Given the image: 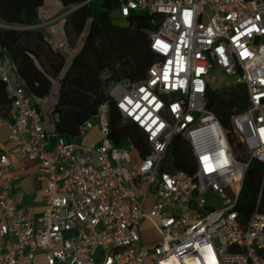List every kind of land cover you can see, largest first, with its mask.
<instances>
[{"label": "built area", "instance_id": "obj_1", "mask_svg": "<svg viewBox=\"0 0 264 264\" xmlns=\"http://www.w3.org/2000/svg\"><path fill=\"white\" fill-rule=\"evenodd\" d=\"M133 12L155 16L149 49L158 60L144 81L112 82L106 94L142 133L146 155L129 140L112 144L108 102L75 139L48 132L42 106L0 63L14 111L8 141L46 180L45 209L32 219L15 203L11 164L0 154V264H33L37 251L47 264H264V213L243 226L234 210L248 164L205 101L212 70L245 86L248 106L231 123L249 157L264 164V0H119L120 19ZM54 19L45 9L37 25L0 27L41 30ZM43 42L73 54L48 36ZM93 128L101 142L79 152L76 140ZM177 135L190 146L192 175L161 170ZM144 222L155 242L142 243Z\"/></svg>", "mask_w": 264, "mask_h": 264}, {"label": "trees", "instance_id": "obj_2", "mask_svg": "<svg viewBox=\"0 0 264 264\" xmlns=\"http://www.w3.org/2000/svg\"><path fill=\"white\" fill-rule=\"evenodd\" d=\"M64 8L78 7L65 17L72 20L81 31L86 22V32L80 48L73 55L69 68L59 80V99L55 113L58 120L55 133L75 139L78 128L94 118L99 106L108 102L110 141L124 146L129 140L142 154L148 153L140 130L124 121L106 94L112 82L140 83L147 77L149 68L158 60L149 49V36L156 26L154 15L133 12L118 26L119 0H59ZM43 0H0V21L8 27H29L39 23L38 9ZM44 30L11 29L0 27V49L14 66L16 75L23 81V88L32 100L47 97L51 79L64 67L58 51L43 42ZM228 88L212 90L208 83L206 105L226 130L236 158L248 164L244 174L238 202L234 210L246 226L252 214L264 213V164L250 158L244 144L234 133L231 119L245 111L248 96L243 84L235 79ZM36 105V104H34ZM11 100L0 82V117L9 116ZM162 171H183L194 174L191 149L188 142L177 135L173 137Z\"/></svg>", "mask_w": 264, "mask_h": 264}, {"label": "crops", "instance_id": "obj_3", "mask_svg": "<svg viewBox=\"0 0 264 264\" xmlns=\"http://www.w3.org/2000/svg\"><path fill=\"white\" fill-rule=\"evenodd\" d=\"M72 7L64 8L59 0H43V5L38 9V17L40 19L43 11L49 9L54 14V21L50 23L44 30L48 37L55 42H61L73 49V54L66 57L60 53L64 59V67L57 77L51 79L50 93L43 102L42 99L36 98L34 104L41 105L43 111V123L48 132L55 133V125L58 120V114L55 113V107L59 99L60 84L59 80L67 71L73 55L80 48L82 37L86 32V22L81 31L75 29L73 21L59 19L58 17L68 12ZM0 25L3 22L0 21ZM52 50L56 51L52 48ZM0 63L6 65L10 69L11 79L16 85L23 87V81L16 75L14 66L5 54L0 55ZM14 116L13 108H10L9 116L3 117L0 122V154H5L11 164L10 178L13 187V197L17 206L28 214L32 219L40 217L45 209L46 180L42 174L38 162L24 158L18 154L17 149L8 141L9 125ZM67 137V136H66ZM101 142V137L96 128L87 130L82 137L76 140V147L79 152H89L94 150ZM147 223L148 222H144ZM141 225V241L144 244L155 242L158 235L155 231H147L142 229ZM33 264H47L46 257L43 252L37 251L34 255Z\"/></svg>", "mask_w": 264, "mask_h": 264}, {"label": "rangeland", "instance_id": "obj_4", "mask_svg": "<svg viewBox=\"0 0 264 264\" xmlns=\"http://www.w3.org/2000/svg\"><path fill=\"white\" fill-rule=\"evenodd\" d=\"M140 13V12H137ZM114 23L118 26H124L126 24V22L120 18H116L114 20ZM209 85L210 88L212 90H218L221 87L222 88H228L230 87V83L233 82V80L235 79L234 77H229L227 75H224L223 73H221L219 70L215 69L212 70L209 74ZM81 227V224L79 225ZM142 229H148L147 231H154V229H152L150 226H148L147 223H144L142 226Z\"/></svg>", "mask_w": 264, "mask_h": 264}, {"label": "water", "instance_id": "obj_5", "mask_svg": "<svg viewBox=\"0 0 264 264\" xmlns=\"http://www.w3.org/2000/svg\"><path fill=\"white\" fill-rule=\"evenodd\" d=\"M72 10H74V9H71V11H72ZM1 28H6V27L3 26V27H1Z\"/></svg>", "mask_w": 264, "mask_h": 264}]
</instances>
